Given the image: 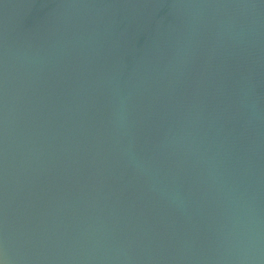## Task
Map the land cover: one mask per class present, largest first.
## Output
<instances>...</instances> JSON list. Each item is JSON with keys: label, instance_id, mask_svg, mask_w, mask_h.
I'll return each mask as SVG.
<instances>
[{"label": "water", "instance_id": "95a60500", "mask_svg": "<svg viewBox=\"0 0 264 264\" xmlns=\"http://www.w3.org/2000/svg\"><path fill=\"white\" fill-rule=\"evenodd\" d=\"M237 214L264 264V0H0V262L242 264Z\"/></svg>", "mask_w": 264, "mask_h": 264}, {"label": "clouds", "instance_id": "9594fccd", "mask_svg": "<svg viewBox=\"0 0 264 264\" xmlns=\"http://www.w3.org/2000/svg\"><path fill=\"white\" fill-rule=\"evenodd\" d=\"M128 97L117 95L114 103L113 111V123L117 131H121L127 128V105ZM124 154L129 165L139 168L144 171H148L147 165L137 155L134 144H129L124 148ZM154 190L158 191L162 196L169 199L178 208H183L185 205L184 197L178 188L169 187L159 178L157 174H151ZM230 236L235 241L228 248L230 255L235 259L242 262V264H248L250 261L259 259V240L258 236L254 234L252 227V220L248 219L247 222L241 214H237L233 221L232 229L230 230ZM22 237H18L15 234L6 231L4 236V248L5 258L0 264H9L8 251L10 248L19 251L24 244ZM101 251L97 246H93L90 249L74 250L72 258H84V259H120L123 257L127 259V254L122 249H106L103 250V255L98 256L96 253Z\"/></svg>", "mask_w": 264, "mask_h": 264}]
</instances>
